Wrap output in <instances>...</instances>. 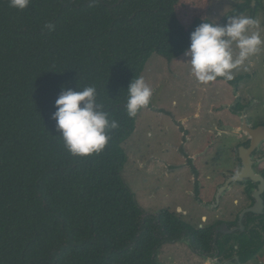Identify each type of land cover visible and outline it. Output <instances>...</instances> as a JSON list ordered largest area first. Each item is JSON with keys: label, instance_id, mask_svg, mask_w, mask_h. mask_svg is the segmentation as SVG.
Instances as JSON below:
<instances>
[{"label": "trees", "instance_id": "16d2710c", "mask_svg": "<svg viewBox=\"0 0 264 264\" xmlns=\"http://www.w3.org/2000/svg\"><path fill=\"white\" fill-rule=\"evenodd\" d=\"M211 1L0 0V264H156L161 236H181L183 222L145 214L123 179L140 113L128 117L126 91L153 55H184ZM244 1L236 12L263 9ZM61 86H95L118 122L101 153L65 149Z\"/></svg>", "mask_w": 264, "mask_h": 264}, {"label": "flooded vegetation", "instance_id": "af4514ba", "mask_svg": "<svg viewBox=\"0 0 264 264\" xmlns=\"http://www.w3.org/2000/svg\"><path fill=\"white\" fill-rule=\"evenodd\" d=\"M255 68L246 63L232 81L203 85L194 78L185 91L192 96L181 108L176 101L170 108L160 102L159 108L140 111L154 119L147 120L153 127L137 149L138 167L166 184L153 197L182 185L197 205L194 213L183 204L157 213L141 208L148 215H173L185 225L179 238L161 236L156 264H264V71L258 80ZM185 70L175 76L190 75L189 66ZM168 246L184 248L190 258L178 263Z\"/></svg>", "mask_w": 264, "mask_h": 264}, {"label": "clouds", "instance_id": "9594fccd", "mask_svg": "<svg viewBox=\"0 0 264 264\" xmlns=\"http://www.w3.org/2000/svg\"><path fill=\"white\" fill-rule=\"evenodd\" d=\"M30 3L31 0H10V7L24 11ZM225 17L228 18L225 24L205 19L190 34L184 56L188 58L190 75L200 84L207 85L218 78L232 81L234 71L246 63L251 65L252 58L264 49V25L258 18L236 11ZM44 27L53 30L50 23ZM126 92L129 118L146 109L153 97V89L143 77L133 79ZM55 108L52 119L64 147L76 157L101 153L111 139L109 133L119 127L99 101L95 86L79 91L61 86Z\"/></svg>", "mask_w": 264, "mask_h": 264}, {"label": "rangeland", "instance_id": "374dc122", "mask_svg": "<svg viewBox=\"0 0 264 264\" xmlns=\"http://www.w3.org/2000/svg\"><path fill=\"white\" fill-rule=\"evenodd\" d=\"M244 2V0H212L209 7L210 20H217L219 23L225 24L228 19L225 16L237 11V8ZM245 14L253 16L250 12ZM255 18H258L261 21V24L264 25L263 9H259V11L255 14ZM262 35H264V33H262ZM187 59L188 58L185 57L181 60L177 59L171 62L157 54L153 55V57L148 62L144 73L142 74L145 82L153 89V97L150 103L151 106L153 105L155 108H159L160 102H162V104L170 108L173 102L176 101L175 108H181L182 105L186 104L184 100L189 99L192 95L190 96V92L185 96V91H189L190 86L188 85L193 82L194 77L188 75L189 72L182 76L175 75L182 74L183 71H186L185 69L189 66L184 65L187 64ZM251 62H253L256 67L255 72L258 71L257 79L261 80L264 71V49H262L258 56L253 57ZM256 94L261 95L262 92L257 90ZM146 112H144V114ZM144 114L142 115L141 112L139 115L140 117H138L136 122V131L123 145V149L127 156V163L122 176L127 187L130 188V190L135 194L136 202L140 208L146 212L157 213L166 206L174 209L177 204H183L185 208H191L194 213L197 205L192 201L191 198L183 194L185 189L182 185H177L176 189H173L172 191L162 190L153 197L158 186H164L166 184L164 180L157 182L158 176L156 174L148 172L146 168L142 169L138 167L140 160L139 158L141 157L137 149L139 150L141 144H144V141L149 138L147 133L153 127L151 126V122L147 120L154 119L149 112H147L145 115ZM141 154L142 156L146 157V153L143 154L141 152ZM198 211H200V209H198ZM199 214L200 213H197V215ZM194 218L196 219L195 214ZM165 249L168 252H171L170 256L176 261H179L178 263L190 258V254L184 248L168 246ZM162 260L163 258L159 259L158 263H160Z\"/></svg>", "mask_w": 264, "mask_h": 264}, {"label": "water", "instance_id": "95a60500", "mask_svg": "<svg viewBox=\"0 0 264 264\" xmlns=\"http://www.w3.org/2000/svg\"><path fill=\"white\" fill-rule=\"evenodd\" d=\"M262 4H263V9H264V0H262ZM254 5H256V0H253L252 1V5H251V7H252V9H254ZM156 257L158 258V252H157V254H156Z\"/></svg>", "mask_w": 264, "mask_h": 264}]
</instances>
